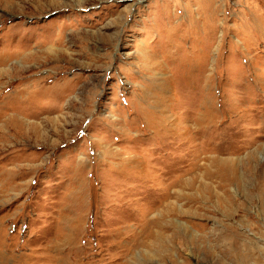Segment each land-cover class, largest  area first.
I'll return each instance as SVG.
<instances>
[{
    "label": "rangeland",
    "instance_id": "obj_1",
    "mask_svg": "<svg viewBox=\"0 0 264 264\" xmlns=\"http://www.w3.org/2000/svg\"><path fill=\"white\" fill-rule=\"evenodd\" d=\"M0 264H264V0H0Z\"/></svg>",
    "mask_w": 264,
    "mask_h": 264
},
{
    "label": "bare ground",
    "instance_id": "obj_2",
    "mask_svg": "<svg viewBox=\"0 0 264 264\" xmlns=\"http://www.w3.org/2000/svg\"><path fill=\"white\" fill-rule=\"evenodd\" d=\"M237 163V162H236ZM222 172V171H221ZM229 172H232V171H229ZM226 174V173H225Z\"/></svg>",
    "mask_w": 264,
    "mask_h": 264
}]
</instances>
